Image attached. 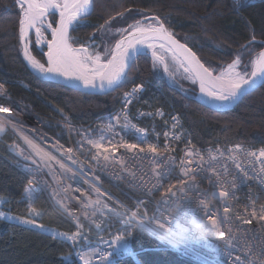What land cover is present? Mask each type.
I'll use <instances>...</instances> for the list:
<instances>
[{
	"label": "built area",
	"instance_id": "obj_1",
	"mask_svg": "<svg viewBox=\"0 0 264 264\" xmlns=\"http://www.w3.org/2000/svg\"><path fill=\"white\" fill-rule=\"evenodd\" d=\"M161 71L164 76V66ZM164 79L166 84L178 87V81L168 76ZM2 92L4 96L0 98L8 103L10 97L5 87ZM119 100L111 112L88 123H73L63 117L59 126L71 135L66 142L22 117L11 116L22 120L15 123L8 121L9 114L0 113V122L12 123L20 133L13 139L12 150L16 148L14 152L33 154L39 159V164H30L31 168L40 165L45 172L39 180L34 179L36 184L42 189L52 185L58 189L50 204L71 222L74 232L68 237H76L77 243L61 238L69 244L82 245V241H87L98 245L96 252L82 245L78 263L108 264L107 252L113 250L118 237L125 236L107 227V219L114 214L121 215L125 224L133 219L130 228L135 227L138 218L155 216L159 219L157 229L164 224L179 240L175 247L167 242L164 246L181 255L185 251L184 256L195 259V264H264L258 258H264V220L251 216L253 211L259 214L264 209V157L257 158L264 148L235 144L222 148L213 145L204 150L193 144L181 117L174 111L150 110L140 105L137 92L127 98L124 94ZM8 106L9 103L3 108ZM133 144L137 147H128ZM249 152L256 155L250 156ZM122 165L129 168L125 173L118 168ZM45 175L53 180L52 185L43 179ZM209 186L213 204L206 207L202 196ZM114 189H122L127 197L122 195L123 201L117 203L110 196ZM221 192L229 195L222 197ZM42 194L48 198L50 191ZM84 202L92 208L81 209L78 204ZM131 207L139 215H131ZM249 220L250 223L246 222ZM213 224L225 232L223 240L205 230ZM127 243L128 252L134 255L130 236ZM197 243L199 253L192 256L189 248ZM112 260L116 264V259Z\"/></svg>",
	"mask_w": 264,
	"mask_h": 264
},
{
	"label": "trees",
	"instance_id": "obj_2",
	"mask_svg": "<svg viewBox=\"0 0 264 264\" xmlns=\"http://www.w3.org/2000/svg\"><path fill=\"white\" fill-rule=\"evenodd\" d=\"M133 10L142 16L148 14L158 18L175 37L184 40L210 69L232 62L238 54L242 62H250L264 46L260 43L264 41V0H249L248 6L238 11L234 10L233 0H93L87 24L72 30L70 43L77 45L94 39V32L100 26ZM19 19L20 11L15 9L13 0H0V83L10 98L24 104L25 110L44 118L49 126L44 130L58 140L66 142L64 135H55L59 129L57 118L68 117L73 123H85L114 109L122 91L135 89L141 84L139 104L150 110L175 111L195 145L247 144L264 147V110H256L264 106V87L243 96L230 109L214 111L194 101L196 87L185 74L183 80L178 78L180 91L185 94L182 96L165 87L160 74L152 70L148 59L138 56L127 73V81L115 91L102 96L82 94L45 82L29 72L19 54ZM203 35L208 36L212 45L205 42ZM253 36L256 43L246 48ZM31 50L34 57L43 62V55L33 47ZM6 104L0 98V108ZM253 109L256 111L254 114ZM249 114L259 122L258 138L249 132L235 131L232 126L227 129V125L235 119ZM7 118L15 123L22 121L18 117ZM14 160L4 143L0 142V211L34 219L45 226L44 229L71 233L74 230L71 222L53 209L44 195L31 199V202L24 196L25 176L14 166ZM114 192L127 197L122 189H114ZM29 208L36 209L40 215L30 216ZM131 248L136 252L139 264H192L170 251L156 249V244L141 233H134ZM71 250V246L44 232L0 219V264H62V257L69 256ZM73 264L77 262L73 260ZM121 264L135 263L125 259Z\"/></svg>",
	"mask_w": 264,
	"mask_h": 264
},
{
	"label": "snow or ice",
	"instance_id": "obj_3",
	"mask_svg": "<svg viewBox=\"0 0 264 264\" xmlns=\"http://www.w3.org/2000/svg\"><path fill=\"white\" fill-rule=\"evenodd\" d=\"M16 4L21 9L19 33L21 44L24 46V57L34 69H37L41 73H59L65 77L75 76L77 79L83 81L85 87H96L94 81L99 80L102 90L106 86L114 90L127 81L126 68L132 66V62L141 53L143 46L146 45L147 48L154 49L156 47L154 42L162 41L159 44L161 49L165 48V43L163 42H166L171 45L170 51L175 49L184 57V62L188 66L184 67L182 63L181 67H184L185 73H195V78L200 83V92L208 97L220 102H231L239 98L242 92L248 91L250 93L258 87H264V50H261L251 61L252 70L250 74L246 70L247 65H244L245 71L243 73L236 71L242 59L241 55L238 54L236 59L228 64L227 68L223 69L219 76L214 77L212 70L205 67L190 49L173 38L172 34L165 28L164 23L157 20L156 24L149 23L147 26H144L140 21H136L135 24L129 25L128 29H117L121 38L116 41L115 47L111 49L110 53L108 49H105L106 55L110 54L111 58L107 60L106 64H101L99 54L93 57L88 54V49H75L69 44V29L80 24L85 17L91 14L93 0H16ZM245 6H248V0H234V10L238 11ZM55 14L59 15L56 26L53 27L51 23L45 25L48 17ZM152 19L155 20L156 18L153 17ZM101 27L103 28L104 25ZM33 30L36 34L37 45L47 42L48 52L45 53L48 57L49 66L47 68L31 55L28 44L25 42V38ZM44 30L51 31L52 39L50 41H46ZM125 32H127V35H124ZM254 43H256L255 36L252 37L246 48H250ZM260 43L264 44V41ZM152 55L154 61L163 63V56L158 55L156 51H153ZM87 61H91L93 65L90 70L91 74H89ZM165 71H168L167 65H165ZM139 89L140 86H137V88L133 89L132 93H125V97L134 95ZM3 90L4 85L0 84V92ZM8 111V108H0V112ZM127 119V116H125V120ZM173 119L175 120L176 118L173 117ZM3 130V125H0V131ZM138 131L143 132V130ZM165 135L167 136V133ZM128 147L135 148L137 145H128ZM237 148L239 149L240 146H237ZM151 150L156 151L155 148ZM248 155L255 156L256 153L249 152ZM259 157H264V149L260 150L257 158ZM161 177L163 178V174H161ZM169 191L171 192V189ZM25 192L28 195L29 202H31V191L26 189ZM220 195L222 197L228 196L229 193L221 192ZM227 211L228 209L226 208L225 212ZM29 215L39 216L40 214L36 209L29 208ZM251 216L264 220V209L259 214L253 211ZM0 218L17 220L20 223L30 224L41 230L45 227L38 224L34 219L11 216L5 211H0ZM246 222L250 223L251 221ZM128 223L129 225H133V219H130ZM134 226L140 230L155 233L160 240L167 242L173 247L179 243V240L175 239V234L170 229L164 228V224H160L159 229L151 227V221L141 222ZM205 230L213 236H217L220 240L225 238V232L217 230L215 224H213L212 228H206ZM131 234V232L126 231L124 237L116 239L114 246L118 245V247L113 246L112 253L105 258L108 264H114L112 260L113 256L118 257L129 251L127 238ZM55 235L64 236L65 239H74V237H68L63 233H55L53 231V236L55 237ZM109 244L112 245L113 242L110 241ZM62 264H73L71 256L62 257ZM101 264H104V261H101Z\"/></svg>",
	"mask_w": 264,
	"mask_h": 264
},
{
	"label": "bare ground",
	"instance_id": "obj_4",
	"mask_svg": "<svg viewBox=\"0 0 264 264\" xmlns=\"http://www.w3.org/2000/svg\"><path fill=\"white\" fill-rule=\"evenodd\" d=\"M13 5H14V7H15V9H17V10H19L20 11V7L16 4V0H13ZM93 7V6H92ZM152 16V15H151ZM50 17H53V19L55 20L54 21V25H53V27H55V24H56V21H58V19H59V15L58 14H55V15H50ZM90 17V15L88 16V17H86V18H84V19H86V21H88V18ZM141 19H143L144 20V22H148V23H152V24H156L157 23V20H152V19H149V20H145V16H142V17H140ZM158 19V18H157ZM161 22V21H160ZM46 24H48V22H47V20L45 21V25ZM85 25V24H84ZM78 26L79 25H76V26H74V28H71L70 29V31H69V33H68V35L70 36V34H71V32H72V30H74V29H76V28H78ZM81 26H83V25H81ZM81 26H79V27H81ZM166 28V27H165ZM44 31H47L50 35V37H49V39L47 40L46 39V41H50L51 39H52V36H51V31L50 30H44ZM17 33H18V35H19V43H20V46H21V48H22V52H21V58H22V61H23V63L25 64V66H26V68L29 70V72H31L35 77H37L38 79H41V80H43V81H45L44 80V78H43V75H44V73H41V72H39L37 69H34L30 64H29V62L25 59V57H24V46H23V44H21V41H20V33H19V26H18V30H17ZM30 34H33V37H34V44H35V46H36V48L38 49V53H40V54H42V55H44V53H45V49H46V46H47V42H42L41 44H39V45H37L36 44V34H35V32H34V30L33 31H30L29 32V35L25 38V42L28 44V47H29V37H30ZM45 36V35H44ZM69 43H70V41H69ZM155 44H156V47L154 48V49H149V48H147V46L145 45V46H143V48H142V50H141V53H146L147 54V56L149 57V58H152V60H154V58H153V55H152V52L153 51H156V50H158V51H161V52H165L167 55H169L172 59H174V60H176V62H178L179 64H180V66H181V62H179L178 61V59H176L175 57H174V55L172 54V52L169 50V47L165 44V48L164 49H161L160 47H159V44L160 43H162V41H155L154 42ZM164 43V42H163ZM71 44V43H70ZM75 49H80V48H77V47H74ZM32 55V54H31ZM33 56V55H32ZM34 57V56H33ZM35 58V57H34ZM111 58V56H108V58L106 59V60H101L100 59V63L101 64H106V62H107V60L108 59H110ZM36 59V58H35ZM37 60V59H36ZM38 61V60H37ZM201 61V60H200ZM39 62V61H38ZM41 62V61H40ZM39 62V63H40ZM155 62H157V61H155ZM41 64H43L44 65V60H43V62H41ZM161 64V63H160ZM87 65H88V69H89V74H91L90 73V70H91V68H92V62L91 61H87ZM227 65L228 64H226V65H224L219 71H217L216 73H213V75H215V76H219L220 74H221V71L223 70V69H226L227 68ZM205 66V65H204ZM44 67L46 68V66L44 65ZM182 68V70L184 71V67H181ZM210 69V68H209ZM211 70V69H210ZM184 73H185V71H184ZM185 74H188L189 75V73H185ZM168 76V78H172V79H174L175 81H177V76L175 75V74H173V72H171V70H169L168 69V71L166 72V73H164V76H160V78H161V80L163 81V83L165 84V87H168V88H170V89H172V90H174L175 92H178V93H180L182 96H185V94H183V93H181L179 90H177V88L175 87V86H173V85H171V84H169V83H167L166 84V81H165V77H167ZM67 78H70V79H72V80H79V79H77L75 76H71V77H67ZM45 82H48V81H45ZM51 83V82H50ZM138 86H140V89H139V91L137 92V93H142V89L141 88H143L142 86H141V84H138ZM118 88V87H117ZM116 88V89H117ZM115 89V90H116ZM114 90V91H115ZM132 91H133V89L132 90H125V91H122L121 93H120V95H119V99L125 94V93H127V92H131L132 93ZM255 91V90H254ZM251 93V92H250ZM249 94V93H248ZM247 95V94H246ZM194 97H195V95H194ZM194 99V98H193ZM120 101V100H119ZM202 102L203 103H205V104H207V105H209V106H211V107H213V108H216V109H223V108H225L227 105H229L231 102H220V101H217V100H215V99H213V98H211V97H208V96H206V95H202ZM113 110V109H112ZM112 110H110L109 112H111ZM225 110V109H224ZM223 111V110H222ZM175 112V111H174ZM0 113H4V114H8V113H6V112H0ZM176 113V112H175ZM30 114L32 115V116H34V117H39V115L38 114H36V113H34V112H30ZM63 120V118H57V120H56V123H58V127H59V129L56 131V133H55V135H58V136H60V135H64L65 134V132H63V130H61L60 128V126H59V123L61 122ZM8 121H11L10 119H8ZM90 121V120H89ZM87 123H88V121H86ZM48 123L46 122V121H43V120H41V123H40V126H42V127H46V128H49V126L47 125ZM0 125H3V131H0V142H2V143H4V146H5V148L7 149V151L15 158V160H14V166L25 176V183H24V187H27L28 189H30L31 191H32V196H36V194L38 193V191L39 190H41V194L40 195H42V193H48L49 191H50V196H47L48 198H46L47 199V202H49V204H50V202H51V199L52 200H55V198H53V196L55 195V193L58 191V189L56 188V187H54L55 185H52V183L50 182V181H52L53 182V180H51V178H50V176L49 175H45L44 177H43V179L45 178L46 180H48L49 181V184H51L52 186H50L49 187V189L47 188V189H45V187H43V189L42 188H40V186L38 185V184H36V182L34 181V179H37V180H39V177H41V176H43L44 174H45V172H44V169L40 166V165H37V167H33V168H31V166H30V164H39L40 162H39V159L38 158H36L33 154H25V155H22V154H20V153H17V152H14V150L16 149V148H13V150H12V147H11V145L13 144V139H15V137H17V136H19L20 135V133L19 132H17V130L15 129V127L13 126V124L12 123H10V122H0ZM39 125V124H38ZM38 128H39V126H38ZM48 133V132H47ZM49 135H50V133H48ZM7 136V137H6ZM193 142V141H192ZM194 144V143H193ZM195 145V144H194ZM213 145H215V146H219V147H226V146H232V145H235V144H229V145H224V144H213ZM213 145H204V146H200V148H203L204 150H207L210 146H213ZM16 146V145H15ZM43 146V145H42ZM197 146V145H196ZM252 146V145H251ZM17 147V146H16ZM41 147V146H40ZM199 147V146H198ZM253 147H256V146H253ZM43 148H44V146H43ZM264 148V147H263ZM24 151H28L29 149L28 148H24L23 149ZM37 150H40L39 149V146L37 147ZM30 151V150H29ZM25 160H27V161H25ZM27 166H28V168L29 169H26L27 168ZM34 166V165H33ZM26 167V168H25ZM119 169H123V172L125 173L126 172V170L128 171V169L129 168H127V166H119L118 167ZM33 175V176H32ZM41 187H42V185H41ZM34 190V191H33ZM212 192V189L210 188V186L208 187V189H207V191L206 192H204L203 193V196H202V199H203V201H204V203H205V206L206 207H209V206H211L212 204H213V200H212V198L209 196V194ZM110 196L117 202V203H119V202H122L123 200V198L124 197H122L121 195H119V194H116L114 191L112 192V193H110ZM26 197V196H25ZM28 198V197H27ZM32 199H34V198H32ZM223 200V199H222ZM72 206L75 204L74 202H73V200H71L70 202H69ZM79 205V207H81V209H83V210H87V209H89V208H92L89 204H87V203H79L78 204ZM50 206H51V204H50ZM52 207V206H51ZM129 213L131 214V215H139V213H138V211H137V209L136 208H133V207H131L130 209H129ZM63 215V214H62ZM64 216V215H63ZM121 215H114V214H111L110 215V217L107 219V222H108V225H107V227L109 228V229H111L112 231H116V232H122V233H124V235H125V233H126V231L130 228V226L131 225H129V224H125V223H123L122 221V218L120 217ZM65 217V216H64ZM158 218H155V216H147V217H142V218H138V219H136L135 221H136V224H139V223H141V222H148V221H151V227H153V228H156L157 229V226H156V223L158 222ZM120 227H122V229H120ZM130 230V232L132 233L131 234V236H130V246H131V241H132V238H133V235H134V233L135 232H137V233H141V234H143V235H145L146 237H148L149 239H151L155 244H156V249H160V250H166V251H170V252H172V250H170L168 247H166V246H164V245H167V243L165 242V241H161L160 243H158V241H159V238L157 237V235L155 234V233H152V232H148V231H143V230H140L139 228H136V227H132V228H130L129 229ZM43 231H50L51 232V234L53 235V230H49V229H43ZM55 233H60V232H57V231H54ZM63 234H65L66 236H67V234L66 233H63ZM55 236H60V235H55ZM61 237H63L64 239H65V237L64 236H61ZM59 240V239H58ZM62 241V240H61ZM64 243H66V244H68L66 241H63ZM82 243V245L83 246H89V250L91 251V252H96L97 250H98V245L97 244H90L89 242H87V241H82L81 242ZM163 244V245H162ZM69 245V244H68ZM81 244H77L75 247H73V246H71V245H69V246H71L72 247V250H71V253H70V256H71V258H72V260H74L75 262H78V257H81V255H82V253H81V248H83V246H82ZM197 246H195V247H193V248H189V251L192 253V256H194V254L195 253H199V243H197L196 244ZM231 246V245H230ZM178 249H181V247L180 246H178ZM112 251L113 250H111V251H109V252H107V254L109 255L110 253H112ZM132 251V250H131ZM172 253H174L178 258H181V259H184L185 261H187V262H190V263H192V264H195V263H193L192 261H194L195 259H193V258H188L187 256H184V255H186L187 253L185 252V251H183V253H184V255H181V254H178V253H176V252H172ZM131 254H132V252H131ZM131 254L129 253V252H127V253H124V254H122V255H119L118 257L117 256H113V258H115L116 259V264H121V261L122 260H125V259H130V260H132L135 264H139L137 261H136V259L134 258V255L132 254V257H131ZM259 258V260L260 261H263V263H264V258L262 259V257L261 256H259L258 257ZM77 264H79V263H77ZM80 264H82V263H80ZM87 264H89V263H87Z\"/></svg>",
	"mask_w": 264,
	"mask_h": 264
},
{
	"label": "rangeland",
	"instance_id": "obj_5",
	"mask_svg": "<svg viewBox=\"0 0 264 264\" xmlns=\"http://www.w3.org/2000/svg\"><path fill=\"white\" fill-rule=\"evenodd\" d=\"M20 12H21V9H20ZM141 16L142 15H139V13H137V11H134V10L133 11H129V12L124 13V14H121V15H118V16L114 17L113 19L109 20L107 23H105L103 28L100 26L98 29H96V31L94 32V35H93L94 36L93 37L94 39L91 38L89 41H87L86 43H83V44H77V45H73V44H70V43L69 44L73 48L74 47H77V48H86V49H88V54L91 55V56H93V57L96 54H99L100 55V59L104 61V60H106L108 58V56H110V54L106 55L105 49H108L109 50V53H110L111 49H113L115 47L116 41H118L121 38L120 34L117 32V29H128V26L129 25H132V24H135L136 21H140V23L142 25H144V26H147L149 24L148 22L147 23L144 22V20L140 18ZM147 16H151V15H148V14L145 15V17H147ZM153 17H155V16H153ZM54 21L55 20L53 19V17H50V16L47 19V22L48 23H51L52 25H54L53 24ZM84 24H87L86 19H84L78 25L81 26V25H84ZM170 32L172 33V31H170ZM44 35H45L44 37L48 40L49 37H50L49 36L50 34L47 31H44ZM124 35H127V32H125ZM203 36H204L203 39L206 40L205 42L206 43H209L210 45H212L211 44V40L208 38V36H206V35H203ZM17 38H18V45H19V54L21 56L22 48H21L20 43H19V35H18V33H17ZM178 39L183 44L187 45L184 42V40H182L179 37H178ZM190 40L191 41H194V39H192V38H190ZM32 47L37 52H39L38 49L36 48L35 44H34L33 34H30V37H29V51L33 55L32 50H31ZM156 52H157L158 55L163 56V58H164L163 63H161L159 61L155 62L154 60H152V58H149L146 53H141L138 56H144V57H146L148 59L149 65L151 66L152 70L155 73H157L158 75L160 74V76H161V72H160L161 71V66L164 65V67H165V65H167V68H169V70H171V72H173V74H175L176 76H178L179 79L183 80L185 73L182 70L180 64L178 62H176V60L172 59L165 52H161V51H158V50H156ZM196 56H197V54H196ZM135 60L133 61L132 65L134 64ZM230 63H232V62H230ZM230 63H228V64H230ZM224 65H226V64H224ZM224 65H220V66L215 67V68H213L211 70H212L213 73H216ZM244 65H247V69L246 70L250 74L251 69H252L251 61L250 62L249 61H246V60L244 62L241 61L240 65L237 66L236 71L243 73L245 71ZM130 68L128 69V71L130 70ZM128 71H127V73H128ZM185 75L187 77L189 76L188 74H185ZM189 79L192 81V79L190 77H189ZM195 93H196V90H195L194 94ZM0 95L4 96V93L3 92H0ZM8 103H9V106H8L9 111L7 113L10 115V117L13 116V115L14 116H18V117H22L25 120V122H28L29 124H35L36 128H38V126L40 127L41 120H43L44 118H41V117H37L36 118V117L32 116L30 114V111L24 110V104L21 103V102H18L17 100H14V99L10 98V101H8ZM256 110H258V112H261L260 110H264V106H260V108L259 109L257 108ZM252 113L254 114V113H256V111H254V109H253V112ZM43 121H45V120H43ZM258 124H259L258 120L256 118H254V117H250V114H249V116H247L245 118L235 119L232 123H230V124L227 125V129L229 130L231 128L230 126H232V128L235 131H242L244 133L245 132H249V133L253 134V136L255 135L258 138V136H260L259 133L258 134L256 133L257 132V129L260 128V127H258ZM70 136L71 135L68 132H66L64 139H66L68 141V139H70ZM40 194H41V191H38V193L36 194V196H32V198H35V197L39 196ZM42 196H43V194H42ZM0 219H3L4 221L9 222V223H14V224H17V225H22V226H25L27 228H31V229L36 230V231L44 232L46 235L49 234L47 231H43L40 228L34 227L33 225H30V224L20 223L18 221H14V220H8L6 218H0ZM49 236H51V235H49ZM51 237L54 238L53 236H51ZM74 241H75V243H77V238L76 237H74L73 242Z\"/></svg>",
	"mask_w": 264,
	"mask_h": 264
},
{
	"label": "water",
	"instance_id": "obj_6",
	"mask_svg": "<svg viewBox=\"0 0 264 264\" xmlns=\"http://www.w3.org/2000/svg\"><path fill=\"white\" fill-rule=\"evenodd\" d=\"M92 11V9H91ZM89 16V15H88ZM87 16V17H88ZM86 18V17H85ZM153 16H147L145 17V20H149V19H152ZM59 20V19H58ZM155 20H159V19H155ZM160 21V20H159ZM56 26V24H55ZM71 29V28H70ZM69 29V31H70ZM168 32H170L168 30ZM171 33V32H170ZM172 34V33H171ZM173 38L178 41V43L180 44H183L178 38H176L173 34H172ZM168 47L169 49L171 48V45L167 44L166 42H164ZM186 48L190 49L187 45L183 44ZM261 50H264V46L262 47ZM48 52V46H46V49H45V53ZM172 54L174 55L175 53V58L178 59L179 62L183 63L184 64V67H187V63L184 62V57L182 55L179 54V52L175 49L171 50ZM192 53H194L192 50H191ZM43 55V60H44V65L46 66V68L49 66L48 65V57L45 55ZM141 54V53H140ZM139 54V55H140ZM195 54V53H194ZM196 56V54H195ZM196 58L200 61V59L196 56ZM201 62V61H200ZM107 63V62H106ZM133 63V62H132ZM202 63V62H201ZM206 67V66H205ZM129 68H126V71H128ZM252 70V69H251ZM251 73V72H250ZM190 74V77L192 78V81L195 83V86H196V93H195V97H194V101L197 102L198 104L206 107V108H209L211 110H214V111H222L224 109H229L231 108L232 106H234L243 96H245L246 94H248L249 92L248 91H245V92H242L240 97L237 98L236 100L232 101L229 105H227L225 108L223 109H216V108H213L205 103L202 102V95L203 93L200 92V83H199V80H197L195 78V73H189ZM213 74V73H212ZM215 77V75H213ZM43 78L45 81H48V82H51V83H54V84H57V85H60V86H65V87H68V88H71L72 90L74 91H77V92H80L82 94H88V95H97V96H102V95H106V94H109L111 92H113L114 90L111 89V88H108L107 86L102 90L100 88V81L99 80H95L94 83L96 85V87H91V86H88V87H85L84 83L82 80H72L70 78H67L65 76H62L60 75L59 73H47L45 72L44 75H43ZM119 87V86H118ZM257 89V88H256ZM252 92V91H251Z\"/></svg>",
	"mask_w": 264,
	"mask_h": 264
}]
</instances>
